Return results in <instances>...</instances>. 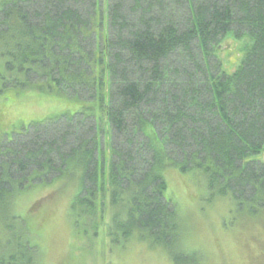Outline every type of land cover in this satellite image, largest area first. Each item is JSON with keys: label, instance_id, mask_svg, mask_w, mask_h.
<instances>
[{"label": "trees", "instance_id": "1", "mask_svg": "<svg viewBox=\"0 0 264 264\" xmlns=\"http://www.w3.org/2000/svg\"><path fill=\"white\" fill-rule=\"evenodd\" d=\"M229 35L249 38L232 74L216 56ZM0 50L3 88L80 106L0 144V210L18 238L0 264H36L35 225L18 222L12 199L51 176L80 183L76 240L109 214L113 244L136 239L176 261L186 254L168 169L205 177L238 214L264 210V0H2Z\"/></svg>", "mask_w": 264, "mask_h": 264}, {"label": "rangeland", "instance_id": "2", "mask_svg": "<svg viewBox=\"0 0 264 264\" xmlns=\"http://www.w3.org/2000/svg\"><path fill=\"white\" fill-rule=\"evenodd\" d=\"M247 39L237 41L229 35L216 53L228 74L239 66ZM1 54L0 50V73L5 63ZM1 84L0 81V144L3 146H8L13 133H20L31 122L73 113L80 107L66 99L47 97L37 91L5 89ZM109 137V134L102 137V155L108 164L111 159ZM262 159L264 161V156ZM52 179L53 176L45 184L37 180L36 188L28 187L12 199L11 212L20 219L18 222L24 220L35 225L32 243L38 247L36 264H264V210L252 217L238 214L229 199L212 197L201 175L182 174L177 169H168L165 173L168 196L177 206L182 228L181 244L186 259L181 261L172 259L161 248L152 249L136 239L125 247L113 244L109 236V214L103 222L99 220L97 236H82L76 240L71 204L80 183L72 176L70 180ZM52 192L56 195L50 200ZM39 200H45V204L35 216L29 217V210ZM8 214L13 218L10 210ZM5 217L0 210V257L3 258L7 257L6 247L13 250L18 242L16 231L12 234L6 231ZM42 217L45 223L38 227L36 222ZM10 222L17 227V222L12 219Z\"/></svg>", "mask_w": 264, "mask_h": 264}]
</instances>
